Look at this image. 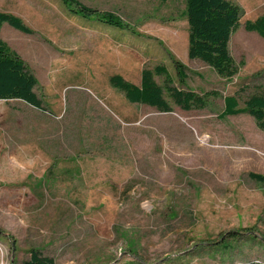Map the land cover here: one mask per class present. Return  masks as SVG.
Wrapping results in <instances>:
<instances>
[{
  "label": "rangeland",
  "instance_id": "obj_1",
  "mask_svg": "<svg viewBox=\"0 0 264 264\" xmlns=\"http://www.w3.org/2000/svg\"><path fill=\"white\" fill-rule=\"evenodd\" d=\"M80 1L128 27L62 0H0L33 30L4 23L0 36L47 109L0 99V264H24L32 249L54 264H264V185L249 176L264 174V131L248 113L219 116L226 96L243 106L264 94V38L244 26L264 0H231L243 10L232 80L189 58L186 0ZM158 65L174 86L208 93L207 106L184 109L165 90V112L110 82L140 84Z\"/></svg>",
  "mask_w": 264,
  "mask_h": 264
},
{
  "label": "trees",
  "instance_id": "obj_2",
  "mask_svg": "<svg viewBox=\"0 0 264 264\" xmlns=\"http://www.w3.org/2000/svg\"><path fill=\"white\" fill-rule=\"evenodd\" d=\"M62 1L74 12L84 17L95 16L115 27H128L123 19L112 11L101 12L80 0ZM242 15V8L231 0H186V16L189 23V58L203 60L220 76L228 80L236 77L241 64L236 62L230 52V41L232 34L241 25ZM4 23L25 33L33 32L18 16L0 11V32ZM244 26L246 30L257 32L264 38V15L255 20H246ZM175 65L180 81L185 82L187 79L185 65L176 59ZM155 75L165 76L164 86L157 83ZM110 82L115 88L123 91L131 103L147 104L165 112L172 111L164 96L165 90L174 102L184 109H202L207 106L208 93L201 95L192 89L185 90L174 86V79L167 68L162 65L154 69H143L140 84L119 74L113 75ZM38 83L36 75L26 61L0 36V99H20L34 107L47 110L36 92ZM242 113L252 115L264 131V94L251 96L243 106L240 105L237 96H226L225 109L219 115L220 118ZM249 176L264 185V174L250 172ZM248 233L249 237H255L254 232ZM230 235L235 237L232 233ZM262 241H264V236ZM225 246L227 247L228 244ZM24 264H54V260L42 255L40 250L32 249L30 258Z\"/></svg>",
  "mask_w": 264,
  "mask_h": 264
},
{
  "label": "crops",
  "instance_id": "obj_3",
  "mask_svg": "<svg viewBox=\"0 0 264 264\" xmlns=\"http://www.w3.org/2000/svg\"><path fill=\"white\" fill-rule=\"evenodd\" d=\"M22 6H24V5H22ZM20 18V17H19ZM88 18H90V17H88ZM21 20H22V17L20 18ZM23 21V20H22ZM24 22V21H23ZM11 26V25H10ZM28 26V25H27ZM12 27V26H11ZM12 28H14V27H12ZM14 29H16V28H14ZM16 30H18V29H16ZM19 31H21V30H19ZM21 32H23V31H21ZM23 33H25V32H23ZM27 34V33H26Z\"/></svg>",
  "mask_w": 264,
  "mask_h": 264
}]
</instances>
